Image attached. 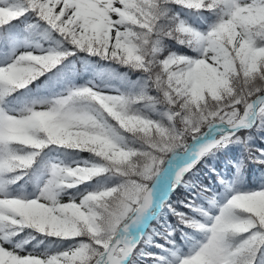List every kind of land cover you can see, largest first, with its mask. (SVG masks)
Returning <instances> with one entry per match:
<instances>
[{
	"label": "snow or ice",
	"instance_id": "6c2138e0",
	"mask_svg": "<svg viewBox=\"0 0 264 264\" xmlns=\"http://www.w3.org/2000/svg\"><path fill=\"white\" fill-rule=\"evenodd\" d=\"M0 264H264V0H0Z\"/></svg>",
	"mask_w": 264,
	"mask_h": 264
}]
</instances>
